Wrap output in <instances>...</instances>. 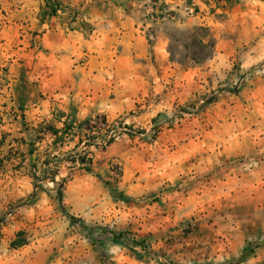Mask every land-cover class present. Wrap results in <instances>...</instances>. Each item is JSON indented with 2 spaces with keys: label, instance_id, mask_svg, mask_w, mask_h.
<instances>
[{
  "label": "rangeland",
  "instance_id": "rangeland-1",
  "mask_svg": "<svg viewBox=\"0 0 264 264\" xmlns=\"http://www.w3.org/2000/svg\"><path fill=\"white\" fill-rule=\"evenodd\" d=\"M24 6L0 0V264H264V0H139L148 54L89 111L44 90Z\"/></svg>",
  "mask_w": 264,
  "mask_h": 264
},
{
  "label": "crops",
  "instance_id": "crops-1",
  "mask_svg": "<svg viewBox=\"0 0 264 264\" xmlns=\"http://www.w3.org/2000/svg\"><path fill=\"white\" fill-rule=\"evenodd\" d=\"M23 21L34 25L44 41V90L55 92L61 80L82 100L96 87V78L107 76L109 60L124 63L128 57H146L149 44L139 22V0H56L57 15L33 22L47 7L45 0H23ZM83 54L86 57H83ZM86 59V60H84ZM56 93V92H55ZM80 101L77 109L96 108ZM105 100V105H107ZM102 109V108H101ZM55 136V133H49Z\"/></svg>",
  "mask_w": 264,
  "mask_h": 264
},
{
  "label": "trees",
  "instance_id": "trees-1",
  "mask_svg": "<svg viewBox=\"0 0 264 264\" xmlns=\"http://www.w3.org/2000/svg\"><path fill=\"white\" fill-rule=\"evenodd\" d=\"M53 131H54V130H53ZM58 200H60V197H59ZM61 207H62V206H61ZM62 211L65 213V215L68 217V219H69L71 222H78V223H80L81 225H83L84 227H86L85 224H84V222H83V220H82L81 218L75 217L74 215H72V214L66 212V210H64L63 207H62ZM19 243H20V242H19ZM22 243H23V242H21L20 244H22ZM20 244H18V243H14V245H20Z\"/></svg>",
  "mask_w": 264,
  "mask_h": 264
}]
</instances>
